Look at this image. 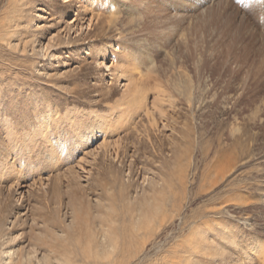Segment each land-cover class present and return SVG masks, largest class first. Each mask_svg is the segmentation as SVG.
Here are the masks:
<instances>
[{
    "label": "rangeland",
    "instance_id": "1",
    "mask_svg": "<svg viewBox=\"0 0 264 264\" xmlns=\"http://www.w3.org/2000/svg\"><path fill=\"white\" fill-rule=\"evenodd\" d=\"M121 1L0 0V262L14 252L19 264L63 254L80 264L102 230L118 235L160 209L167 220L144 264H264V26L254 2L189 0L179 12V0ZM39 5L47 19L36 29ZM77 13L97 23L66 37ZM124 27L138 64L129 74L149 104L154 87L165 92V117L137 110L116 128L110 109L116 118L123 89L96 62ZM188 240L200 247L191 256Z\"/></svg>",
    "mask_w": 264,
    "mask_h": 264
},
{
    "label": "bare ground",
    "instance_id": "2",
    "mask_svg": "<svg viewBox=\"0 0 264 264\" xmlns=\"http://www.w3.org/2000/svg\"><path fill=\"white\" fill-rule=\"evenodd\" d=\"M73 1H76V0H54L53 3L56 4V3H59V2H63L65 4H69V6H70L73 3ZM172 1H174V0H171L169 5L172 3ZM251 1L254 2L255 6H256L257 13H259V15L257 14L256 16H258L259 19H261L262 25L264 26V0H251ZM155 2H156L155 0H142L141 3H140V7L141 8H143V7H148L149 8V7H152L153 5L155 6ZM120 3L123 4V3H125V1L122 0ZM216 3L218 5H220L223 8V10H224L227 5L228 6L230 5L231 1L230 0H216ZM187 4H189V0H179V5H177L178 7H176L174 9V11L181 12V10L184 9V7ZM23 7H25V6H23ZM24 10H25V8H24ZM149 11L150 10H148V12ZM41 12H44V9L42 8V5H39L38 8L35 10V12L32 15V16H34L35 20L37 19V21H35L37 23V25H36L37 28L36 29H40L42 27V26L41 27L39 26L40 23L43 20L47 19L43 14H41ZM20 14H21V12H20ZM79 14L80 13L75 14L74 17L70 21L67 22L66 30H65V31H67L66 37L68 36V32H70V31H73L74 34H81V33H89V31H92L94 29V27H95V25L97 23V20H98L96 18L98 16V14L95 15V14H91L90 13L91 15L89 17H85V18H82V19L80 18ZM100 17H102V15ZM110 17H112L111 18V22L115 23L117 17L115 18V15L114 16H110ZM20 19H21V17H20ZM118 19H119V17H118ZM129 20H130V18H129ZM32 23H34V22H32ZM10 24L11 23H9V25ZM16 25L14 27H16ZM129 26H131V25H129ZM44 27H45V25H44ZM133 30L131 31V34H132ZM83 31H85V32H83ZM121 33L122 34L126 33V35L123 38L117 40L116 44L118 46H116V48L114 50H111V48L110 49L106 48L102 55H99V54L97 55L98 58L101 57V61H99L97 59L98 61L96 62L97 63L96 64L97 68L100 69V70H103V69L106 70L112 76L113 80L117 82L116 84L120 85L121 88L123 89L122 99L119 100L116 103V105L118 107L116 109H119L117 111L118 116L116 118L114 116V114L116 113L115 108L110 109L111 118L115 119L113 124H112V127H116V128L119 127V125H121V124L129 123L131 118H133V115H134L132 113L136 112L137 110L138 111L141 110L144 113L143 116L145 118H148V120L149 119H153L155 117L154 113H155V111L157 109H159L158 110L159 113L163 117H165V114L163 115V113H164L163 106L161 105L162 104L161 102H163L164 99H165V97H164V99L161 98V97L164 96L165 92H163V90H160V89H157L156 87H154V89L156 90V93H157L155 95L156 102H154V104L153 103L149 104L147 102V100H148L147 99V95H148L147 92L148 91L144 90V87L146 86L144 84V81H142L141 79H138L137 82H136V80L133 79V76H131L129 74L130 73L129 72L130 71L129 68H132V70L136 71V70H138L137 69V67H138L137 65L138 64L136 63V65H135V64H133V62H131V55L133 53V50H131V51L126 50L125 46L123 45V41H127L126 37L130 33L127 31V29L125 27L123 28ZM14 39H16V38H14ZM127 42H129V41H127ZM38 47H39L38 52L40 54L41 53L45 54V52L49 51L48 48L46 47V45H44L43 43L39 42V46ZM24 49H25V47H24ZM89 50H90V48H88V51ZM135 50H136L135 53H139V50L137 48ZM100 52H102V50ZM50 55H51V58H53V60L54 59L58 60V62H59V60L64 59L63 56H57L56 57V55H54L52 53H50ZM107 57H111V59L107 61V59H108ZM263 61H264V56H263ZM262 63H264V62H262ZM155 73H156V70L153 71V76L152 77H154ZM188 96H189V94H188ZM191 98H189V102H194V98L193 99H191ZM101 102L102 101H100V100L95 101L96 104H101ZM129 108H133L132 109L133 111L131 109H129ZM142 112H140V113H142ZM8 125H9V123H8ZM42 125L43 124H41V127H42ZM99 132H101V131H99ZM39 134H42V132H39ZM42 135H44V134H42ZM65 140L67 141L68 138L65 137ZM106 141H107L106 139L105 140L103 139L101 145H105L106 149H108L109 144H107ZM106 145H108V146H106ZM68 149H69V147H68ZM99 150H101V147H100ZM117 150H119V147H118ZM107 154H108V152H107ZM115 155L117 157V153H114V157H115ZM109 156H111L110 153H109ZM85 171L86 170L84 169L83 172L85 173ZM86 174L87 175H91V172L87 173V171H86ZM183 178L185 179V174H183ZM81 180H82V178H81ZM19 195H20L19 197H23L25 194L23 192H20ZM20 202H21V200H20ZM163 212L164 211H160V209H157L156 212H154V213L150 212L149 215L146 216L145 218H140V219L137 218L136 219V218L133 217L134 218L133 222L130 225H128V226L124 225L122 230L120 231V233L118 235H114L115 233H113V230L110 231V230L105 229V230H102V233L100 235H97L94 238L92 237L93 239L91 241H89V239H90L89 238L88 239L89 242L87 243L88 246L86 245L87 248L83 249V253H82V254H84L83 255V261L80 262V264H144V262L146 261L145 259L148 258L147 257V253H146L147 252L146 246H147V244H150L149 243L150 239H152L156 235V234H154L155 233L154 229L156 228L155 224L158 222V219L161 220V223L162 222L164 223V221L167 220V217H166V215ZM159 227H160L159 229L164 228L162 224L159 225ZM13 234L14 233H12V235H10V236H12L11 240L16 242V239L18 238V235L16 236L15 234L14 235ZM181 234H183V233H181ZM112 235H114V237ZM115 238H117V240L122 241V243L119 244L118 241H113V239H115ZM162 245H163V243H162ZM187 247H188V249H187L188 253L187 254H189L190 256L193 254L194 250L196 251V249L197 250L200 249L199 244L194 242L193 240H188ZM154 248H155V246H154ZM156 249L159 250L160 247L158 246ZM150 251H152V249H150ZM79 252L81 253V250ZM178 253H180V251ZM13 254H14V252L12 254L8 253V252H5L4 253V258L1 260L2 263L0 262V264H19V261L16 260L17 258L15 259L13 257ZM176 255L177 254H175V257H176ZM63 256H66V254L65 255L63 254L59 258L55 259L56 264H75L76 261H73L74 262L73 263L71 261V258H67V257H63ZM181 258L182 259L184 258V259L183 260L180 259V260H178L176 262H175V260H171L173 262H170V263H172V264H186V263L189 262L187 260L188 258H185V257H181ZM186 261H188V262H186ZM37 264H50V263H49V261H47L46 258H44V260L43 259L42 260H38ZM148 264H149V260H148ZM152 264H156V262L152 263ZM161 264H166V263L164 262V263H161Z\"/></svg>",
    "mask_w": 264,
    "mask_h": 264
}]
</instances>
